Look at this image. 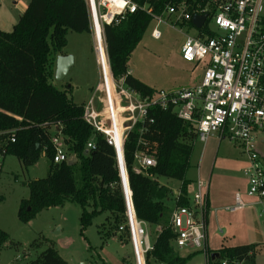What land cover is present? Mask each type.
Segmentation results:
<instances>
[{
    "label": "trees",
    "instance_id": "trees-1",
    "mask_svg": "<svg viewBox=\"0 0 264 264\" xmlns=\"http://www.w3.org/2000/svg\"><path fill=\"white\" fill-rule=\"evenodd\" d=\"M186 1L194 7L202 0ZM133 2L139 8L151 10L152 15L147 10L127 14L118 25L104 26V37L114 80L146 97L157 91L130 74L129 62L136 45L154 22L153 16H162L166 6L176 0ZM188 25L194 27L193 20ZM70 32L91 34L86 0H31L11 32L0 30V132L16 130V143L10 146L8 155L15 156L26 168L36 165L42 155L50 162L48 176L28 184L30 196L20 204L19 220L28 223L41 211L70 202L82 209L83 234L96 217L105 213L114 217L113 227H119L124 220L125 204L113 148L84 122L83 105L78 106L67 90L60 91L50 83L55 76L57 57L65 55ZM149 118L153 123L137 125L125 145L136 215L147 225L162 229L146 256V263L187 264L191 256L179 255L175 234L169 228L172 208L168 202L173 191L161 180L180 182L182 197L178 205H189L190 182L186 175L197 135L190 123L178 119L171 111L153 110ZM55 124L62 127L68 151L77 158L73 166L53 162L50 129ZM92 140L95 149L86 152ZM140 150L152 155L156 166L137 173L134 155ZM100 233L109 236V232ZM8 240V234L0 230V249ZM259 252L258 245L223 247L216 252L219 257L215 260L210 257L208 264H256ZM29 264L68 263L50 247Z\"/></svg>",
    "mask_w": 264,
    "mask_h": 264
},
{
    "label": "built area",
    "instance_id": "built-area-1",
    "mask_svg": "<svg viewBox=\"0 0 264 264\" xmlns=\"http://www.w3.org/2000/svg\"><path fill=\"white\" fill-rule=\"evenodd\" d=\"M91 31L94 37L96 64L100 84L83 105L84 122L101 135L115 152L119 187L122 190L125 214L120 232H125L132 247L133 264H147L146 256L153 250L148 225L139 220L128 177L125 145L137 125L148 121L151 111H171L178 119L190 123L197 142L206 145L213 136L234 141L247 158L243 175L248 181L247 195L264 203V165L256 147V136L264 134V0H202L191 6L186 0H176L166 6L162 16H153L162 23L164 17L174 18L170 26L188 25L194 16H206L196 36H186L181 49L182 59L204 65L200 83L177 91H157L143 97L114 80L104 37V26H116L127 14L139 8L133 0H86ZM194 11V13H193ZM152 15L151 10H147ZM155 40L162 35L152 31ZM102 98L98 99L97 95ZM51 144L54 164L76 158L68 151L60 124L52 126ZM16 143V130L0 132V183L9 148ZM146 146L145 143H142ZM95 149L94 141L86 152ZM77 159V158H76ZM137 173L156 166V160L144 150L134 155ZM209 184L200 178L187 199L189 205L179 206L181 191L175 195L169 228L175 234L177 250L202 252L210 259L207 246V198ZM241 194H236L234 213L246 208ZM157 233L162 229L157 228ZM209 262V261H208ZM222 264H226L223 262Z\"/></svg>",
    "mask_w": 264,
    "mask_h": 264
},
{
    "label": "rangeland",
    "instance_id": "rangeland-1",
    "mask_svg": "<svg viewBox=\"0 0 264 264\" xmlns=\"http://www.w3.org/2000/svg\"><path fill=\"white\" fill-rule=\"evenodd\" d=\"M17 1L0 0L4 17L6 12H14V3ZM173 20L165 16L162 23L154 21L136 45L129 62L130 74L155 91L172 92L188 88L196 85L203 76V64L187 63L181 56L186 36L198 35L197 29L189 25L173 29L170 26ZM154 29L161 33V39H153L151 34ZM67 39L64 54L72 56L74 64L64 80L59 81L54 76L50 83L60 91L67 90L74 103L82 106L100 84L94 37L92 31L91 34L70 32ZM97 98L102 96L98 94ZM53 131L51 127L50 132ZM214 137L208 140L204 150L202 143L195 144L186 179L195 183L199 177L208 182L211 195L221 199L230 191H236L242 185L245 187L239 162L243 160L242 149L234 141L225 139L219 142ZM49 166L50 162L45 155L29 168L15 156L8 155L5 159L0 183V230L8 234L9 240L0 249V264H29L50 247L56 249L68 264H133L128 236L119 231L123 223L114 228V217L109 213L96 217L83 234L80 224L82 209L70 202L43 210L28 223L19 220L20 204L30 196L28 184L46 178ZM136 166L134 169H138ZM75 178L79 183L80 174L77 169ZM161 182L173 192L180 189V182L176 180L162 179ZM174 203L171 199L168 206L173 208ZM223 203L220 202L221 205ZM261 208L264 207L253 211L247 209L238 214H229L223 210L215 214L213 208L207 225L209 251L258 244L261 251L257 255L256 264H264V213ZM88 211L91 209L88 208ZM225 222L234 223L233 238L227 235ZM102 230L104 233L109 232V236L101 234ZM147 231L153 244L157 231L149 225ZM179 255L191 256L187 264H208L209 261L202 252L189 249L179 251Z\"/></svg>",
    "mask_w": 264,
    "mask_h": 264
},
{
    "label": "crops",
    "instance_id": "crops-1",
    "mask_svg": "<svg viewBox=\"0 0 264 264\" xmlns=\"http://www.w3.org/2000/svg\"><path fill=\"white\" fill-rule=\"evenodd\" d=\"M30 1L31 0H19V1L15 2L14 3L15 8L13 10L14 12H12V10H11L12 13L6 12V14H4L5 17L3 16V14H2L3 12H1V8H0V30L8 32V30L10 28L14 27L17 24V22L19 21V19L23 16L25 11L27 10ZM201 79H200V81H201ZM200 81L197 82L196 85H198L200 83ZM196 85H194V86H196ZM191 87H193V86H191ZM214 139L216 141H219V142H222L223 140H225V139L221 140L218 136L214 137ZM205 146L206 145H203V150L205 149ZM256 147H257L258 153L260 154V157H261V160H262V165H264V134H262V133H258L257 134V136H256ZM241 157L243 158V160H241L239 162H240V166L242 167V175H243V169L247 165V158L244 155L243 151H242ZM243 178H244V181H245V187L242 185L236 191L235 190L230 191L226 196H223V198H221V199L217 198V196H215V195H211L210 186L208 187V192H207V194H208V198H207V208H208L207 225H208V222H209L210 212L212 211L213 208H214L213 210H214L215 214L218 211H222V210L227 212V213H229V214H236V213L238 214V213H241L243 211H246L247 209H248V211H253V209H256L258 207L259 208L260 207H264V203H260V202H258L257 199L251 198V197H249L247 195L248 181L246 180L244 175H243ZM188 181L190 182V185L188 187V196L191 197V195L193 193V190H194V184L195 183H192L190 180H188ZM180 187H181V184H180ZM179 191H180V189L177 192L176 191H174V192H176V195H177V193ZM174 192H173V194H174ZM236 194H241V197H242L243 201L246 203L247 206H246L245 209H242L240 211L231 213V212L227 211V208H230V207L234 206ZM174 198H175V196L174 197L172 196L173 200H174ZM222 201L224 202L223 205L220 204V202H222ZM261 209H262V213H264V208H261ZM225 224H226V227H224V228H225V230L227 232V235H229L230 238H233L234 237L233 234H234V231H235V226L233 225L234 223L233 222H225ZM207 246H208V241H207ZM260 247L261 246L258 245V250L261 251ZM218 251H215V252L212 251V253H216ZM126 259H127V257H126Z\"/></svg>",
    "mask_w": 264,
    "mask_h": 264
},
{
    "label": "water",
    "instance_id": "water-1",
    "mask_svg": "<svg viewBox=\"0 0 264 264\" xmlns=\"http://www.w3.org/2000/svg\"><path fill=\"white\" fill-rule=\"evenodd\" d=\"M206 21V16H194L193 18V25L200 29L204 25ZM74 64V59L72 56L69 55H61L57 57L56 61V71H55V76L56 79L59 81L64 80L67 75L69 74L72 66ZM77 163L76 158H71L70 161L68 162L69 166H73ZM219 257L218 253H213L211 258L212 260H215L216 258Z\"/></svg>",
    "mask_w": 264,
    "mask_h": 264
}]
</instances>
